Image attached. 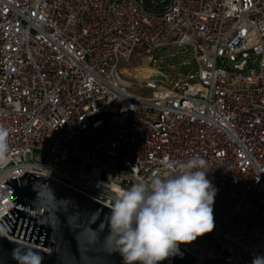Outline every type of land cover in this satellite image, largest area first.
Wrapping results in <instances>:
<instances>
[{
	"label": "built area",
	"instance_id": "2783aa9c",
	"mask_svg": "<svg viewBox=\"0 0 264 264\" xmlns=\"http://www.w3.org/2000/svg\"><path fill=\"white\" fill-rule=\"evenodd\" d=\"M165 47L189 50L186 75L135 84L119 68ZM0 126V217L14 207L7 178L39 175L111 209L198 157L215 227L179 248L195 264L264 256V0H0Z\"/></svg>",
	"mask_w": 264,
	"mask_h": 264
},
{
	"label": "clouds",
	"instance_id": "9594fccd",
	"mask_svg": "<svg viewBox=\"0 0 264 264\" xmlns=\"http://www.w3.org/2000/svg\"><path fill=\"white\" fill-rule=\"evenodd\" d=\"M8 129L0 126V163L7 160ZM205 161L192 157L172 174L154 176L119 193L110 209L109 238L123 264H161L179 252V245L190 244L213 231V204L216 190L202 171ZM18 264H43L38 251L28 249ZM252 264H264L256 256Z\"/></svg>",
	"mask_w": 264,
	"mask_h": 264
},
{
	"label": "water",
	"instance_id": "95a60500",
	"mask_svg": "<svg viewBox=\"0 0 264 264\" xmlns=\"http://www.w3.org/2000/svg\"><path fill=\"white\" fill-rule=\"evenodd\" d=\"M153 78L163 80L158 73ZM18 182L2 183L14 207L0 225L16 241L0 232V264H18L13 250L19 256L28 249L38 251L43 264H123L109 238V208L39 175L24 173ZM196 258L179 248L161 264H195Z\"/></svg>",
	"mask_w": 264,
	"mask_h": 264
},
{
	"label": "rangeland",
	"instance_id": "374dc122",
	"mask_svg": "<svg viewBox=\"0 0 264 264\" xmlns=\"http://www.w3.org/2000/svg\"><path fill=\"white\" fill-rule=\"evenodd\" d=\"M190 58L189 50L184 47H165L154 52L136 51L127 62H120L119 68L126 69L125 76L133 83L141 77L140 70L161 72L167 77L176 80L179 74L186 75L192 67H179L180 63ZM149 95V92H143Z\"/></svg>",
	"mask_w": 264,
	"mask_h": 264
},
{
	"label": "bare ground",
	"instance_id": "6f19581e",
	"mask_svg": "<svg viewBox=\"0 0 264 264\" xmlns=\"http://www.w3.org/2000/svg\"><path fill=\"white\" fill-rule=\"evenodd\" d=\"M154 74H156V71H153V70H140V71H138V76L141 77L142 79L153 76Z\"/></svg>",
	"mask_w": 264,
	"mask_h": 264
}]
</instances>
